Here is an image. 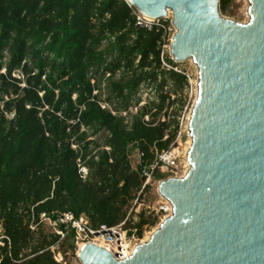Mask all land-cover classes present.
Returning a JSON list of instances; mask_svg holds the SVG:
<instances>
[{"label":"trees","instance_id":"trees-1","mask_svg":"<svg viewBox=\"0 0 264 264\" xmlns=\"http://www.w3.org/2000/svg\"><path fill=\"white\" fill-rule=\"evenodd\" d=\"M219 1L225 13L233 0ZM134 11L124 0H0V229L11 241L0 246V264H57L49 249L59 237L40 223L42 215L56 220L69 212L95 229L125 222L128 237L138 239L157 223L146 211L136 221L128 211L149 190L140 195L142 171L176 145L182 109L162 121L178 104L165 89L173 84L177 96L188 81L162 65L169 24L139 28ZM105 64L92 84L90 71ZM105 78L104 102L116 115L93 95ZM142 85L156 97L126 124L118 113L135 97L138 106ZM100 133L102 145L90 140ZM134 153L141 156L136 168ZM80 164L88 168L85 180ZM70 238L64 252L74 250Z\"/></svg>","mask_w":264,"mask_h":264},{"label":"water","instance_id":"water-1","mask_svg":"<svg viewBox=\"0 0 264 264\" xmlns=\"http://www.w3.org/2000/svg\"><path fill=\"white\" fill-rule=\"evenodd\" d=\"M127 2L154 21L171 13L170 56L197 68L189 169L158 185L172 213L129 258L88 244L79 261L264 264V0H248L244 24L224 18L219 0Z\"/></svg>","mask_w":264,"mask_h":264},{"label":"built area","instance_id":"built-area-1","mask_svg":"<svg viewBox=\"0 0 264 264\" xmlns=\"http://www.w3.org/2000/svg\"><path fill=\"white\" fill-rule=\"evenodd\" d=\"M124 1L128 4L130 8H132L127 2V0H124ZM134 10H135L134 15L136 16L137 27L139 28H146L148 30H152L154 26H159L161 25L162 22H166L169 24L167 27V33L171 32L172 29L175 30L172 24L171 13H169L168 17L163 20L154 21V20H151L141 15L136 9ZM106 18H109V16L106 15ZM165 48L166 46H164V52L161 57L163 67L166 68L167 70H173L177 73H183L187 77V81H188L189 80L188 75L182 70H180L178 66L173 68V67L168 66L165 63L164 58H163V56L167 54ZM170 58L172 60L171 56ZM176 64L179 65V63H176ZM95 71L96 69H92L90 71V74H92ZM109 76L110 75L107 74L106 77H109ZM13 77L20 79L21 78L20 72L19 71L15 72L13 74ZM92 81L93 80H91V82ZM141 92H146L145 98H148L149 94L153 97H149V99H147L145 103H139L137 107L135 104L134 111H132L129 108L128 112L124 111V112L118 113L120 116L126 118V124L130 122V119L128 118V113L130 114L132 112L131 114H136L138 107L144 106L148 100H153L156 97V90L153 89V87H150L148 85H142L140 87V90L138 93V98L140 100H141V97H140ZM93 95L94 96L98 95V91L95 90L93 92ZM100 107L102 109L110 110L113 115L117 114L114 111H112L108 105L102 104V102L100 103ZM189 117L187 119V125H186L187 131L186 132H187L188 137L190 138L189 133H188ZM179 121L180 119L177 118V123L179 124V128H178L175 147H173L169 151L161 153L157 157L156 161L152 165H150L148 169H144L142 171V176L144 177V185H143L140 195L143 193V191L146 188H150L154 183H158L159 185L162 181L166 180V179L157 180L155 178V174L157 172H160L161 174L166 175L168 177V178L166 177L167 179L183 178L185 174L187 173L189 169V163L187 159L188 150L183 152V151H180V148L177 147V142H178V138L181 135V127H182V121H180L181 123ZM140 158L141 156H139V160ZM79 175L83 180H85L88 176V168L85 167L83 164L79 165ZM161 199L162 201L159 205L157 212L159 214L164 215L163 216V220H164L171 215L172 208H171V205L166 200H164L162 197ZM135 202H136L135 205H137L138 200H136ZM138 210L139 209L136 208V216L134 217L135 221L137 220V215L139 214ZM33 221H34V218L32 217V223H31L30 228L32 231H35L37 228V225H34ZM40 223L50 228L51 232L54 235L59 237V241L49 249L53 256L54 261L57 264H67L66 259L68 257H72L75 259L72 264H81V262L78 259L79 252L84 246L88 244H93L100 248H103L109 253H111L118 261H123L132 255L136 246L142 243L141 239H138L134 236H132L131 238L128 237L127 232L124 230L125 222L113 228L101 227V228L95 229L92 227V225L89 223L86 217L82 216L80 218H76L72 213L67 212V213L60 214L56 220H51L47 218L45 215H42ZM69 236H71V238L69 239L70 245L73 247L74 250L73 251L68 250L67 252H64V243ZM5 240L6 242H4ZM5 245L11 248V241L9 238L4 236L2 230L0 229V246L5 247Z\"/></svg>","mask_w":264,"mask_h":264},{"label":"rangeland","instance_id":"rangeland-1","mask_svg":"<svg viewBox=\"0 0 264 264\" xmlns=\"http://www.w3.org/2000/svg\"><path fill=\"white\" fill-rule=\"evenodd\" d=\"M248 9H249L248 0H233L232 3L230 4L228 10L225 13H222V16L224 18L230 19V20L235 21L237 23L244 24V23H247L249 20ZM174 33H175L174 29H172V31L168 33V37H167L168 38V40H167L168 44L166 45V48H165L166 53L168 55H170V45H171ZM112 59H113L112 57H109L108 61L110 62ZM106 64L101 66L99 69H97L92 74H89L90 80H93L91 82L92 84H95L97 82V80L100 79L99 75L101 74V70L106 66ZM178 67L180 70H182L183 72H185L188 75V77H189L188 85L185 87V89L182 92H178L177 96L173 95L176 91V88L173 84L172 85L170 84L168 86V88L165 89V93H168V92L171 93L172 99L177 98L178 104L174 108H171L168 110L167 115L162 117V121L165 120V121L171 122L172 121V115L178 109H180V108L182 109L180 111V113L177 114V118H179L180 121H182L181 135L178 138L177 147L180 148V151L184 152L187 150L188 143L190 140V138L188 137L187 132H186L187 131L186 125H187V119L190 116L192 106L196 100V83H197V79H198V77H197L198 71H197L196 66L192 63V61H187L185 63H179ZM97 71L99 73H96ZM4 72H5V70L1 71V73H4ZM117 76L119 77V73L117 74ZM106 78L103 80L102 90L100 92L98 91V94H101V101H103L102 104L108 105L109 108L111 110H113L111 105L104 102V100L106 99V96L108 94V89H107L108 82L106 81ZM148 86H150V85H148ZM150 87H152V86H150ZM145 93L146 92H141V94H140L141 100L139 99V103H145L146 100L149 99V97H153L149 94L148 98H145L146 97ZM135 104H136V97L133 98L131 100V103H130V109L132 111H134V105ZM177 118H176V121H177ZM104 137H105V134L100 133V134H97L96 137L91 138L90 140L94 139L95 141L98 142V144L102 145L104 142ZM131 163H132L133 168H136L137 165L139 164V156L136 153H134L133 156L131 157ZM161 201H162V199H161L160 195L158 194V183H154L149 188V190L141 196L138 204L135 205L136 202H134L132 204L130 210L128 211L129 215L133 214L135 216L136 215V208H137V209H139L138 210L139 213L142 211H146L147 216H151L152 218H157V220H158L157 223L153 227L145 230L143 237L141 239V242L146 241L148 236L150 237L151 236L150 234H152L159 227V225L162 223L164 215L159 214L157 212ZM134 205H135V207L133 208ZM74 260H75L74 258L68 257L66 259V262H67V264H72Z\"/></svg>","mask_w":264,"mask_h":264},{"label":"bare ground","instance_id":"bare-ground-1","mask_svg":"<svg viewBox=\"0 0 264 264\" xmlns=\"http://www.w3.org/2000/svg\"><path fill=\"white\" fill-rule=\"evenodd\" d=\"M196 85H197V83H196ZM196 93H197V90H196ZM197 95V94H196ZM190 145H191V139L189 140V143H188V148H187V150H189V148H190ZM150 235H152V234H150ZM151 237V236H150ZM150 237L148 236V238H147V240L146 241H143L142 243H145V242H147L149 239H150Z\"/></svg>","mask_w":264,"mask_h":264}]
</instances>
